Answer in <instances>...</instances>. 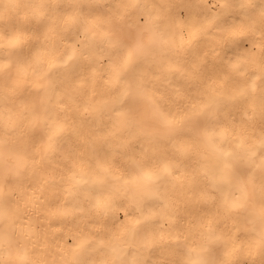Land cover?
<instances>
[{
    "label": "bare ground",
    "instance_id": "6f19581e",
    "mask_svg": "<svg viewBox=\"0 0 264 264\" xmlns=\"http://www.w3.org/2000/svg\"><path fill=\"white\" fill-rule=\"evenodd\" d=\"M262 7L0 0V264H98L121 249L145 264H264L259 189L254 214L231 208L237 178L209 143L226 130L258 144L264 81L233 98V66L259 75ZM229 162L259 183L258 155Z\"/></svg>",
    "mask_w": 264,
    "mask_h": 264
},
{
    "label": "snow or ice",
    "instance_id": "6c2138e0",
    "mask_svg": "<svg viewBox=\"0 0 264 264\" xmlns=\"http://www.w3.org/2000/svg\"><path fill=\"white\" fill-rule=\"evenodd\" d=\"M224 7H230V5H224ZM240 7H243L241 5ZM261 15L264 16V7L261 9ZM205 26H211V21L206 20ZM234 70L241 77V81L237 84L235 90V97H243L247 98L250 94L256 91V80L264 81V58L261 59L260 62V71L259 75L252 73L249 74L246 68L234 65ZM220 99L218 97L210 98L208 103L205 105V108L208 110L209 119H212V115L214 114V110L219 107ZM153 106L156 107L155 102L153 101ZM162 117L166 120V117L161 114ZM260 138L258 144L256 146L249 145L246 143V137L242 134H237L234 137L233 141H229L227 138L226 130L222 131L220 134V139L217 141L215 139H211L209 141L213 151L219 154V157L224 162V167L226 169H231L234 175L237 178V184L235 186V190L239 192L238 196H235L231 203V208L238 209L242 213H246L248 215H252L256 211V203L253 196L249 193V185L252 186L253 192L256 188L259 189L260 192V200H259V214L261 222L264 223V89L261 90L260 94ZM250 121L255 119V108L253 107V116L248 118ZM230 143H234V148L228 147ZM260 158V177L259 183L257 184L256 177L254 172H249L247 175V180H243L241 178V173L236 170L234 165L229 162L231 159L235 161L237 164L242 162L244 166H246V162L250 161L251 158L256 156ZM167 172V166L165 168ZM136 224H139L140 221H135ZM134 234V233H133ZM217 240L221 239V237L217 236ZM262 244H264V239H262ZM128 247H131L129 244ZM107 249L110 253L117 254L118 250L115 244L113 243H105L103 240L99 242V250ZM129 253L123 249L119 250L118 260H108L102 259L98 262V264H145L144 261H140L136 259L135 255H132V258L127 259ZM25 264H30V262H25ZM91 264H97V262L93 261ZM199 264H209L208 261H201ZM210 264H221L218 261H211Z\"/></svg>",
    "mask_w": 264,
    "mask_h": 264
}]
</instances>
